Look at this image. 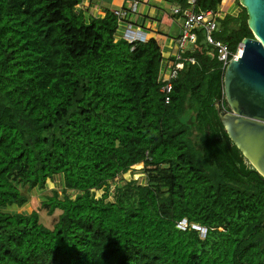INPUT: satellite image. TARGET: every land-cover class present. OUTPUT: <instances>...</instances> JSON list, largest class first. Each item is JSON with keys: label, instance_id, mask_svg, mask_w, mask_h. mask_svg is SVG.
<instances>
[{"label": "trees", "instance_id": "obj_1", "mask_svg": "<svg viewBox=\"0 0 264 264\" xmlns=\"http://www.w3.org/2000/svg\"><path fill=\"white\" fill-rule=\"evenodd\" d=\"M80 1L0 0V264H264V180L218 117L225 70L204 32L166 92L175 59L116 38L114 12L86 21ZM236 4L212 33L231 54L253 38ZM138 165L142 184L115 183ZM55 176L52 228L11 210Z\"/></svg>", "mask_w": 264, "mask_h": 264}, {"label": "water", "instance_id": "obj_2", "mask_svg": "<svg viewBox=\"0 0 264 264\" xmlns=\"http://www.w3.org/2000/svg\"><path fill=\"white\" fill-rule=\"evenodd\" d=\"M253 38L224 71L223 91L229 110L216 102L228 138L264 180V0H238Z\"/></svg>", "mask_w": 264, "mask_h": 264}, {"label": "crops", "instance_id": "obj_3", "mask_svg": "<svg viewBox=\"0 0 264 264\" xmlns=\"http://www.w3.org/2000/svg\"><path fill=\"white\" fill-rule=\"evenodd\" d=\"M135 2L136 8L132 12L131 7ZM222 3L218 11L219 19L224 14H238L231 0H223ZM175 7L181 8L176 0H81L75 10L86 21L102 18L106 11H119L121 18L118 19L116 38H123L126 31H129L141 34L144 41L154 39L160 48L164 68H170L169 60L174 58L177 51L175 39L182 25L181 20L172 14Z\"/></svg>", "mask_w": 264, "mask_h": 264}, {"label": "built area", "instance_id": "obj_4", "mask_svg": "<svg viewBox=\"0 0 264 264\" xmlns=\"http://www.w3.org/2000/svg\"><path fill=\"white\" fill-rule=\"evenodd\" d=\"M194 4H195V0H189L188 1L189 6L186 9L182 10L179 7H175L174 9H172V14L174 16H177L178 19L181 20L182 25L180 29V34L175 39V46L177 50L176 53L174 54L175 67L173 70L169 72H165L163 74V79L167 82L165 87L163 88L164 90H166V92L170 90V83H169L170 80L176 77L177 71L183 68L184 62L187 61L190 63H194L195 61V59L191 56L183 57L182 53L189 50L191 46L195 47L200 54L202 53L203 47L197 45L198 34L196 31L202 30L203 32H205L204 34L205 36L203 37L204 42L208 46L216 50L217 60L222 64L224 70L230 60L237 58L239 50L243 47L242 44L240 43L238 45L237 52L235 54H231L228 47L225 44H223L218 40H215L214 37L212 36V33L214 32L217 26V20L219 19L218 13H214L212 11L195 13L193 10ZM135 8H136V2L132 4L131 11L134 12ZM114 14L118 17V19L121 18V13L119 11H115ZM122 37L130 43L144 41L141 34H134L129 31H126V33ZM131 168H134V166ZM116 181L117 180H115V183ZM177 227L179 229L184 230L187 228V223L185 221L179 222L177 224ZM201 231H202V236H204V230Z\"/></svg>", "mask_w": 264, "mask_h": 264}, {"label": "rangeland", "instance_id": "obj_5", "mask_svg": "<svg viewBox=\"0 0 264 264\" xmlns=\"http://www.w3.org/2000/svg\"><path fill=\"white\" fill-rule=\"evenodd\" d=\"M231 1L234 4L233 6H234V9H235L236 13L238 12V14H239L241 10L238 7V5L236 4V0H231ZM204 34H205V32H204ZM202 44L205 47L207 46L203 39H202ZM140 168H141L140 165L134 166V170L128 171L126 174L122 175L121 177L123 178V180L119 181L120 178H121L120 177L119 180L117 179L116 183L117 184H123L125 182V180L128 181L129 179H133V180H136L138 182V184H142L144 177H143V175L137 174V172H138L137 170H139ZM127 176H129V177H127ZM135 178H137V179H135ZM113 184L111 185V191L114 190ZM62 187H63V185H62L60 177L59 176H55L53 181H48L47 182L46 189L44 191H42V192H40V191H38L36 189H33V190L29 191V193H26V191L24 190L23 193L28 195L29 202L24 207H21V208L12 207L11 210L15 211V212H18V213H30L33 210H37L38 214L40 216V221L45 226H47L48 228H52L53 224L55 223V221L57 219L58 212L54 213L52 216L47 215L46 211L42 210L40 208V202L44 199V196H50L51 195V190L52 189H55V190H57L60 193L61 190H62ZM99 194L100 193H97L96 195H99ZM110 198H112V196Z\"/></svg>", "mask_w": 264, "mask_h": 264}, {"label": "bare ground", "instance_id": "obj_6", "mask_svg": "<svg viewBox=\"0 0 264 264\" xmlns=\"http://www.w3.org/2000/svg\"><path fill=\"white\" fill-rule=\"evenodd\" d=\"M241 52H242V48L239 50L238 56H239V54H241Z\"/></svg>", "mask_w": 264, "mask_h": 264}]
</instances>
